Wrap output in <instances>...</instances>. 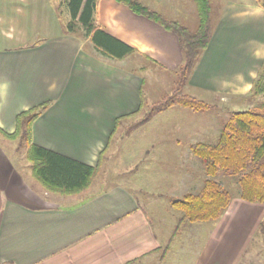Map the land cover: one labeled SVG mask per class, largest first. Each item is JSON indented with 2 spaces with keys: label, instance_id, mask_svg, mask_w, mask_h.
Segmentation results:
<instances>
[{
  "label": "crops",
  "instance_id": "crops-1",
  "mask_svg": "<svg viewBox=\"0 0 264 264\" xmlns=\"http://www.w3.org/2000/svg\"><path fill=\"white\" fill-rule=\"evenodd\" d=\"M141 1L194 28L184 21L197 20L193 0ZM215 1L212 5L210 0L211 12L216 8L217 15L211 16L209 45L185 89L186 94L222 105L228 118L247 104L264 63V7L257 0ZM63 5L68 8V0H0V130L13 134L21 112L50 102L33 123V142L86 165L102 167L119 129L139 117L125 118L116 131L117 120L137 112L144 102L148 105L146 75L176 72L183 63V52L174 32L117 0H99L95 19L104 31L136 50L123 59L99 55L90 38L81 33L57 29L42 35L32 30L29 12H50L52 24L59 27L55 12ZM15 12H22L18 28ZM173 108L154 115L144 125L159 119L167 122L171 117L163 113ZM172 118L178 123L174 127L178 142L185 133L190 136V131L207 132L196 116ZM162 136L167 139L169 132ZM159 137L145 149L158 160L150 167L161 172L154 180L156 193L163 194L169 179L163 177L166 170L158 163V155L169 152L161 149L163 145L156 141ZM15 141L0 132V264H150L153 260L156 264H238L247 238L238 244L232 240L229 248L226 240L223 245L227 247L218 251L222 233L231 226L227 220L246 215L243 209L259 222L264 218L263 204L241 198L239 206L230 204L219 226L182 231L162 259L164 230L156 229L152 208L129 185L121 182L74 195L41 191L20 168L24 158L16 161ZM137 172L131 182L141 187ZM190 182V175L182 176L172 192L188 188ZM258 223L253 222V228ZM222 252L228 257L221 256Z\"/></svg>",
  "mask_w": 264,
  "mask_h": 264
},
{
  "label": "trees",
  "instance_id": "trees-1",
  "mask_svg": "<svg viewBox=\"0 0 264 264\" xmlns=\"http://www.w3.org/2000/svg\"><path fill=\"white\" fill-rule=\"evenodd\" d=\"M99 0H68L70 19L66 33L82 34L90 38L95 51L109 59H123L136 50L104 31L96 22L95 15ZM130 7L135 13L146 16L174 32L180 41L183 63L176 70L172 91L161 99L146 105L129 116L117 120V127L128 117H139L125 135L172 107L181 106L198 112L216 107L215 104L196 96L183 93L192 72L207 49L211 38L210 0H194L199 25L192 30L178 20L170 19L144 4L141 0H117ZM264 7V0H257ZM252 107L232 111L221 129L218 143L198 142L192 146L193 154L203 164L208 178L199 192H189L171 202V206L183 212L181 225L186 222H209L219 220L229 208L232 195L219 178L222 174L238 176L241 198L251 203L264 205V63L251 91ZM50 106V102L21 112L17 116V127L13 134L0 132L8 139L19 141L26 148V159L30 162L35 179L47 192L65 195L80 194L89 189L100 167H92L66 156L40 147L33 142V123ZM115 133V132H114ZM164 252L162 259L172 249L181 234Z\"/></svg>",
  "mask_w": 264,
  "mask_h": 264
},
{
  "label": "rangeland",
  "instance_id": "rangeland-1",
  "mask_svg": "<svg viewBox=\"0 0 264 264\" xmlns=\"http://www.w3.org/2000/svg\"><path fill=\"white\" fill-rule=\"evenodd\" d=\"M215 2V0H212V5H214ZM220 6V1H218V15L220 13ZM29 13L31 16L32 30H37L42 35L51 33L57 29L65 31L66 23L68 22L70 14L66 5H63L61 9L55 12L59 22L58 27L52 24L54 20L49 17L50 12L31 11ZM211 14L212 17H215V15H217L216 8L212 10ZM21 18L22 12H15V27H19ZM184 21L189 26L194 27L190 29H197L199 25L198 11L197 20L195 18L193 22H191V20ZM152 70L155 72H159L154 68ZM175 79V72H164L160 74V76L146 75L144 91L146 93V101L148 103V106L170 93L172 91ZM183 93H187L185 88L183 89ZM251 98L252 97L245 100V103L247 104L240 106L239 109H247L249 107H252L253 104ZM224 109L225 108L219 104L214 109L205 112H198L181 106H175L172 110L163 113L165 116L171 117L167 120V122L164 119H159V122L156 121L155 123H149L147 125L139 127L129 136H126L125 134L123 135V133L126 132L127 129L134 123H131V125L127 128H125L124 126L121 127L119 129L118 136L114 138L111 144L110 151L103 159L102 167H100V171L93 183V186L89 190H86L84 194L92 193L97 189L110 187L121 182L129 185L136 193V195L141 199L147 200L149 207L152 208V211H150V215L152 216L154 223L156 224V229L158 231L164 230V248L162 249V253H160V256L163 254V252H165L169 244L176 239L175 234L179 227H182L181 231L188 232L199 227L213 229L217 225L219 226L224 216L216 221L197 223L186 222L182 226L180 223L183 217V212L174 209L170 205V202L175 199L181 198L183 195L182 193H195L199 192L202 189L204 181L206 178H208V176L205 172L203 164L193 154L192 149H190V145L198 141L211 144L218 143L220 139L221 129L225 120L227 119L224 115ZM180 116H196L200 120L202 125L206 126V134H198L190 131V136H188V133H185V136H180L182 138H180L178 142V140L174 137L176 134L174 133V127L177 126L178 123L175 122L176 118L172 117ZM171 131H173V133H171ZM168 132L169 137L167 139H164L163 136L161 137V135H167ZM156 135L160 136L156 141L163 145L161 149L164 151L168 149L169 152L168 155H158V158H160V162L158 163L163 164L166 170L162 172L163 177H168L169 179L168 189L163 194L156 193L154 180V175L158 173L160 176L161 172L154 171L150 167L152 163L155 164V162H157L158 160L156 159L155 155L151 156V154H149V152H147L145 149L146 147L150 146V143H152V141H154ZM178 143H180L179 147ZM14 147L17 149L16 150L14 148L15 151H18L14 154L16 161L19 160L18 158H24L21 161L22 163H20V168L28 178V181L32 184V186H36L37 189L43 191V186L35 179L33 175L31 164L24 157L26 149L25 146H21L19 145V141H15ZM136 170H138L137 177L141 178V187L136 186L131 182L135 179L133 175L135 174ZM185 175L191 176V182L188 188L182 187V189L180 190L175 188V190L172 192L171 188L174 186L176 187L179 184V178H181L182 176L185 177ZM217 179L219 181H222L226 188L230 191L232 195L231 203L236 207L239 206L240 204L237 200L242 199L238 176L222 174ZM261 206H263L264 208V205ZM241 212H246L247 214L227 220L228 222H230L229 226H231L226 233H222V241H220L221 245L220 247H218V251H222V248L227 247L223 245L226 240L227 241L224 244L229 243V248L231 246L232 240V244H234L235 241H237L238 244L239 241L244 237L245 239L247 238V240L244 243L245 245L238 264H264V218L261 222H259V220H257V216L248 212L247 209H243ZM256 221L260 224L258 223L259 226L253 228V222ZM250 229L251 233L249 236H247L246 233ZM227 238H230V240ZM232 247L234 250L237 249L234 246ZM226 255L227 252H222L221 254V256ZM227 257L228 256H226V258ZM156 261L157 260H153V262H151L150 264H156Z\"/></svg>",
  "mask_w": 264,
  "mask_h": 264
}]
</instances>
